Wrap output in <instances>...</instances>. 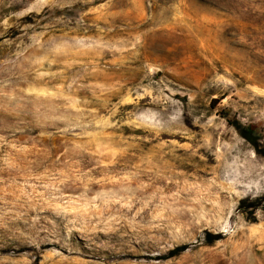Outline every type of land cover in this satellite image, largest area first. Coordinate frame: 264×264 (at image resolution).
I'll use <instances>...</instances> for the list:
<instances>
[{
  "label": "rangeland",
  "instance_id": "1",
  "mask_svg": "<svg viewBox=\"0 0 264 264\" xmlns=\"http://www.w3.org/2000/svg\"><path fill=\"white\" fill-rule=\"evenodd\" d=\"M263 151L264 0H0V264H264Z\"/></svg>",
  "mask_w": 264,
  "mask_h": 264
},
{
  "label": "trees",
  "instance_id": "2",
  "mask_svg": "<svg viewBox=\"0 0 264 264\" xmlns=\"http://www.w3.org/2000/svg\"><path fill=\"white\" fill-rule=\"evenodd\" d=\"M237 128L242 132V135H244L246 138H248L250 141L254 142L256 141V138L253 136V132H254V128L250 127V126H246L243 129H241V127L237 126ZM263 155H264V151H263ZM211 241V239H210ZM188 248L187 244H183V245H179L176 246L175 248H173L170 251V256H175L180 254L181 252H183L184 250H186Z\"/></svg>",
  "mask_w": 264,
  "mask_h": 264
},
{
  "label": "bare ground",
  "instance_id": "3",
  "mask_svg": "<svg viewBox=\"0 0 264 264\" xmlns=\"http://www.w3.org/2000/svg\"><path fill=\"white\" fill-rule=\"evenodd\" d=\"M69 10V9H68ZM71 11V10H70ZM194 125V124H193ZM196 125V124H195ZM202 150H203V153L205 154V155H207L208 156V154H209V152H210V147L209 148H206V147H202ZM150 164V163H149ZM222 165V162L221 161H219V163H218V168L220 167ZM150 166L152 167V168H154L153 170H154V172L152 173L153 175H155V176H159V174H158V172L159 171H162V172H164V170H161V169H166V168H168L167 166H163V165H159L158 163L157 164H150ZM217 167H215V169L216 170H218V168ZM141 173H143V174H146L147 172L145 171V170H142V169H140L139 170ZM150 173V172H149ZM163 176V175H162Z\"/></svg>",
  "mask_w": 264,
  "mask_h": 264
}]
</instances>
